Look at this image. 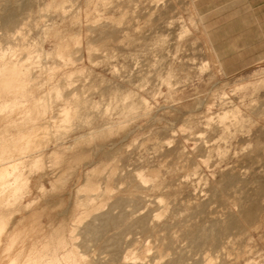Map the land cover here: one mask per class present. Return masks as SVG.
<instances>
[{
	"label": "rangeland",
	"instance_id": "rangeland-1",
	"mask_svg": "<svg viewBox=\"0 0 264 264\" xmlns=\"http://www.w3.org/2000/svg\"><path fill=\"white\" fill-rule=\"evenodd\" d=\"M1 2L28 69L1 134L45 129L14 160L0 264L12 237L38 264H264V61L224 73L198 0Z\"/></svg>",
	"mask_w": 264,
	"mask_h": 264
},
{
	"label": "crops",
	"instance_id": "crops-1",
	"mask_svg": "<svg viewBox=\"0 0 264 264\" xmlns=\"http://www.w3.org/2000/svg\"><path fill=\"white\" fill-rule=\"evenodd\" d=\"M197 9L224 73L264 61V0H198Z\"/></svg>",
	"mask_w": 264,
	"mask_h": 264
},
{
	"label": "bare ground",
	"instance_id": "bare-ground-1",
	"mask_svg": "<svg viewBox=\"0 0 264 264\" xmlns=\"http://www.w3.org/2000/svg\"><path fill=\"white\" fill-rule=\"evenodd\" d=\"M2 1L4 2V4L6 1H8V3H9V0H6V1L2 0ZM2 4L3 3L0 0V20L2 21L4 26L14 24L16 22L15 18H17V17H15L13 10L10 8L11 6L8 7L7 6L8 4H5V5H2ZM15 14H16V12H15ZM5 27H7V26H5ZM77 41H79V40H77ZM62 48H64V45L58 46V48H57L58 54L62 53V51H63ZM4 56H5V53L0 51V96H2L4 94H6V95L17 94L18 89L23 87V85H24L25 77H26L27 70H28L27 68H24L23 63H20L18 61H9V62L5 61ZM38 101L39 100H36L37 103L35 104V107L33 108L32 113H29L28 116L26 117V119H28V120H33V119L41 120L45 117L46 107L41 102H38ZM40 101H41V99H40ZM67 113L68 112H66L65 115ZM44 124L45 123L37 121L35 123L34 127L30 128V129H25V128L15 129L14 133L10 137L2 136V134H5L6 132L9 131L8 126L4 128L3 133H2V131H0V205H4L1 203H3L6 200L7 196L9 197V195H8L9 191L11 192V190H12L15 193V191L17 189V182L19 180V174L15 170L16 164L14 163V160L21 153V150L24 148V144H25V146L36 144L37 141L33 136L37 135L39 132H41L45 129ZM7 200H8V198H7ZM5 203H6V201H5ZM253 211H254V207L252 205L248 206L244 211V216L246 218H250L253 215ZM4 221H6V222H3V221L0 222V236H1L2 231L6 228L5 225L7 223V220L5 219ZM108 222L109 223L113 222V220L110 219ZM88 227L91 228L92 226H88ZM87 229L88 228H86V231L88 232L89 229L88 230ZM99 229L100 228L94 227V228H92V232L93 231L98 232ZM89 232L92 233L91 231H89ZM202 235H203V238H205L207 234L205 235V233H204ZM204 235H205V237H204ZM209 236H210V238L213 237L211 235H209ZM9 237H11V236H9ZM206 239H207V237H206ZM6 248L8 249L9 252H11V257H9L10 262L8 264H38L37 263L38 254L32 248L28 249L26 256H23L24 258H21L23 248H24V243L20 244L19 246H16L13 237H12V239L10 238V241L7 242ZM46 264H49V262H47Z\"/></svg>",
	"mask_w": 264,
	"mask_h": 264
}]
</instances>
